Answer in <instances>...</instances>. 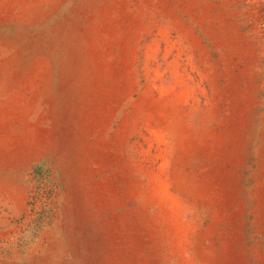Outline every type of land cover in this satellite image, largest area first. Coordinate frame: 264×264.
<instances>
[{"label":"rangeland","instance_id":"rangeland-1","mask_svg":"<svg viewBox=\"0 0 264 264\" xmlns=\"http://www.w3.org/2000/svg\"><path fill=\"white\" fill-rule=\"evenodd\" d=\"M0 264H264V0H0Z\"/></svg>","mask_w":264,"mask_h":264}]
</instances>
